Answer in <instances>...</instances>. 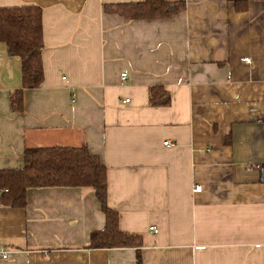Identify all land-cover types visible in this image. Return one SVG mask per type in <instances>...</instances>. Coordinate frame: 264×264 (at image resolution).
Returning a JSON list of instances; mask_svg holds the SVG:
<instances>
[{"label": "crops", "instance_id": "0c3cea01", "mask_svg": "<svg viewBox=\"0 0 264 264\" xmlns=\"http://www.w3.org/2000/svg\"><path fill=\"white\" fill-rule=\"evenodd\" d=\"M143 1L0 0L40 8L44 44L43 81L15 112L20 62L0 43V171L22 169L26 149L85 145L142 264H264V2L164 0L185 9L163 20L113 11ZM163 92L169 104L152 107ZM104 223L89 190H30L25 209L0 206V264H135L133 249H87Z\"/></svg>", "mask_w": 264, "mask_h": 264}, {"label": "trees", "instance_id": "16d2710c", "mask_svg": "<svg viewBox=\"0 0 264 264\" xmlns=\"http://www.w3.org/2000/svg\"><path fill=\"white\" fill-rule=\"evenodd\" d=\"M247 7L243 1L234 3L239 12ZM184 9V3L144 0L117 5L113 11L127 20H163ZM0 43L5 45L9 57L20 62L22 89L10 94L9 104L13 111L22 112L24 91L39 88L44 76L42 10L33 6L0 9ZM169 102L165 92L158 99L153 94L150 98L152 107L166 106ZM56 188L89 190L98 201L105 219L104 228L90 233L87 249H133L135 264H142V238L120 231L118 213L107 205L106 168L85 145L26 149L22 169L0 171V206L25 209L28 191Z\"/></svg>", "mask_w": 264, "mask_h": 264}, {"label": "built area", "instance_id": "2783aa9c", "mask_svg": "<svg viewBox=\"0 0 264 264\" xmlns=\"http://www.w3.org/2000/svg\"><path fill=\"white\" fill-rule=\"evenodd\" d=\"M243 62L246 63V64H250V63H251V62H250V59H244ZM127 78H128V76H127L126 73H123V74L120 75V79H121V81H123V82H125V81L127 80ZM123 103H124V104H127V103H129V100H125ZM164 146H166V147H168V146H169V147H173L174 144H171V143L169 144V142H165V143H164ZM200 191H201V187H200V186H196L195 189H194V192H195V193H200ZM149 231H150L154 236H157L158 233H159L158 229H157L155 226H150V227H149ZM0 256H1L2 259H8V255L5 254L3 251L0 252Z\"/></svg>", "mask_w": 264, "mask_h": 264}]
</instances>
